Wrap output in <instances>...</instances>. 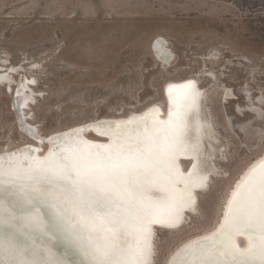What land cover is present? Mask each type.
<instances>
[{"label": "rangeland", "instance_id": "obj_1", "mask_svg": "<svg viewBox=\"0 0 264 264\" xmlns=\"http://www.w3.org/2000/svg\"><path fill=\"white\" fill-rule=\"evenodd\" d=\"M155 36L173 50L172 66L153 57ZM3 59L36 77L40 98L30 121L43 134L150 102L164 107L166 80L200 79L226 156L217 158L211 190L199 194L198 215L172 233L155 229V264L213 225L233 179L264 150V0H0ZM211 72L238 99L221 102L222 92L205 76ZM252 102L261 117L245 110ZM9 104L10 93L0 87V149L27 140Z\"/></svg>", "mask_w": 264, "mask_h": 264}, {"label": "snow or ice", "instance_id": "obj_2", "mask_svg": "<svg viewBox=\"0 0 264 264\" xmlns=\"http://www.w3.org/2000/svg\"><path fill=\"white\" fill-rule=\"evenodd\" d=\"M176 146L149 137L95 156L68 146L0 165V264H150L151 187ZM232 195L260 231L234 264H264V171ZM197 264L213 261L205 254Z\"/></svg>", "mask_w": 264, "mask_h": 264}, {"label": "bare ground", "instance_id": "obj_3", "mask_svg": "<svg viewBox=\"0 0 264 264\" xmlns=\"http://www.w3.org/2000/svg\"><path fill=\"white\" fill-rule=\"evenodd\" d=\"M150 50L163 67L172 66L175 56L162 36L152 39ZM17 72L19 78L14 80ZM205 76L209 78L214 90L222 92L221 102L227 100L225 103H230L238 99L235 90L223 84L218 75L211 72ZM212 79L216 82H212ZM36 85V77L27 75L25 66L17 69L6 60H0V87L10 93L9 107L14 114L16 127L27 137V140L16 145H5L0 149V157H3L0 165L5 169L10 162L23 161L27 164L31 157L42 158L50 151H62L68 146L78 148L86 156H95L109 151L117 144L135 146L149 137L162 143L177 145L166 157L168 164L155 176V183L151 187V192L155 194V211L149 217L151 222L147 224V228L148 244L152 249L150 264H155V229L169 230L172 233L189 224L188 216L198 215L199 194L211 190V181L218 168L217 158L226 156V149L223 153V142L216 134L214 118L209 112V97L200 85V79L196 76H184L166 80L162 85L164 107L158 102H150L126 114L96 116L46 134L41 133L38 125L30 121L32 106L40 98ZM244 93L240 92L242 98H246ZM256 105L259 104L248 103L245 110L261 117L262 109ZM181 131L183 135H180ZM183 162L187 165L181 169L180 164ZM262 164L264 150L246 163L233 179L213 225L181 241L164 264H197L205 254L212 259L213 264H234V259H241L246 255L250 244L259 245V229L249 226L238 214V204L232 193L238 184L243 188L253 174L258 177L264 171ZM177 174L178 182L170 179ZM229 201H232L231 205ZM176 218L178 223L174 222ZM129 242H132L131 237Z\"/></svg>", "mask_w": 264, "mask_h": 264}, {"label": "water", "instance_id": "obj_4", "mask_svg": "<svg viewBox=\"0 0 264 264\" xmlns=\"http://www.w3.org/2000/svg\"><path fill=\"white\" fill-rule=\"evenodd\" d=\"M176 264H177V262H176Z\"/></svg>", "mask_w": 264, "mask_h": 264}]
</instances>
